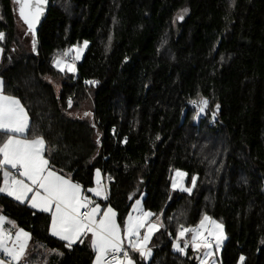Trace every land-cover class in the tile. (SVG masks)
<instances>
[{
    "label": "trees",
    "instance_id": "16d2710c",
    "mask_svg": "<svg viewBox=\"0 0 264 264\" xmlns=\"http://www.w3.org/2000/svg\"><path fill=\"white\" fill-rule=\"evenodd\" d=\"M17 8L0 0L4 92L26 108L27 138L45 139L51 166L87 193L100 169L120 223L144 192L163 227L136 264H200L173 242L179 225L205 214L225 229L220 264H264V0H48L35 50L28 28L30 48L18 32ZM83 41L74 73L53 66ZM176 170L188 186L197 177L191 193L171 192ZM0 205L31 233L33 259L44 246L62 251L57 264H93L86 241L69 249L51 235L49 214L6 194Z\"/></svg>",
    "mask_w": 264,
    "mask_h": 264
},
{
    "label": "snow or ice",
    "instance_id": "6c2138e0",
    "mask_svg": "<svg viewBox=\"0 0 264 264\" xmlns=\"http://www.w3.org/2000/svg\"><path fill=\"white\" fill-rule=\"evenodd\" d=\"M19 5V15L26 23L33 36V50L36 45V25L44 12L47 0H16ZM186 11V10H184ZM183 19V15H180ZM5 37L0 32V41ZM88 41L82 47L73 46L65 50L63 55H57L52 63L59 71H76L75 61L80 59ZM3 49L0 48V54ZM75 53L72 62L66 57ZM87 84H96L97 81H85ZM199 112L204 113L208 100L193 101ZM71 106V99H69ZM219 109V105L216 106ZM215 112H213V118ZM29 127V116L21 101L4 94V81L0 78V134L5 139L0 142V194H6L19 203H27L31 208L50 214L51 235L64 241L66 247L71 249L77 242L83 243L85 238L90 240V247L95 254L93 264H136L131 253H138L143 259L151 256L152 250L148 243L154 232L162 224L152 221L159 217L155 213L145 211L141 200H136L133 210L124 221L123 228L117 222V212L109 205L102 210L100 204L94 205L93 200L84 194L79 183L52 170L50 162L45 158L46 141L42 136L33 139L21 138ZM126 139V138H125ZM159 139V137H157ZM9 168L12 171H9ZM181 178L186 173L177 170ZM96 187L87 189L97 197L108 199L107 188L101 185L100 170H96ZM196 176H192V186L196 185ZM172 187L191 193V187H184L173 179ZM10 228H5V224ZM144 230L143 234L141 230ZM224 226L212 217L205 214L194 227L179 225L173 248L182 254L191 246L194 252L204 250V259L200 264H210L209 258L214 257V248L218 250L225 239ZM14 230V231H13ZM191 234V239L186 235ZM31 233L18 228L15 221L0 214V252L8 260L0 259V264H23L27 254ZM183 245V246H181ZM199 259V257H197ZM241 264L244 257H240Z\"/></svg>",
    "mask_w": 264,
    "mask_h": 264
},
{
    "label": "rangeland",
    "instance_id": "374dc122",
    "mask_svg": "<svg viewBox=\"0 0 264 264\" xmlns=\"http://www.w3.org/2000/svg\"><path fill=\"white\" fill-rule=\"evenodd\" d=\"M184 10H186V11H184ZM188 14V10L187 9H182V10H180V11H178L176 14H175V17H174V21H173V23H174V26H175V28L176 27H178V21H182V19H180L179 17H180V15H183V18L186 16ZM17 29H18V32H19V34L22 36V35H24V42H25V46L27 47V48H30V36L27 34V27H26V24L23 22V20L21 19V18H19L18 17V20H17ZM84 42V41H83ZM83 42H81V43H79V44H77V45H75V46H77V47H82L83 46ZM88 44H89V42H88ZM73 47V46H72ZM71 47V48H72ZM88 47V46H87ZM86 47V48H87ZM1 48V47H0ZM86 48H84V50H83V52L81 53V55H80V59L79 60H77V61H75V67H76V64L82 59V57H83V55H84V53H85V50H86ZM75 55V53H71V54H69V58L70 57H73ZM57 56V55H56ZM55 56V57H56ZM54 57V58H55ZM1 59H2V54H0V62H1ZM54 66V65H53ZM55 67V66H54ZM57 69V68H56ZM61 72V71H60ZM62 73H72V72H67V71H64V72H62ZM48 80L49 81H51V82H54L55 84H56V86L59 88L60 87V83L57 81V79H53L51 76H49L48 77ZM97 170V169H96ZM100 170V169H99ZM74 180V179H73ZM96 180H97V177H96V171H95V177H94V185L92 186V187H90V188H93V187H96L97 186V184H96ZM176 180V179H175ZM177 181V180H176ZM100 182H101V185L102 186H105L106 187V184H105V182H104V178H103V174H102V172L100 171ZM178 183V182H177ZM81 185V184H80ZM82 186V189L84 190V188H83V185H81ZM183 186L184 187H186V188H188V187H191L192 188V186H188L186 183L184 184V182H183ZM171 192H182V190H180V188H171ZM84 193L86 194V195H90V194H92L91 192H89V193H86L85 192V190H84ZM144 196H145V194H144V192H142L138 197H136L135 199H134V201H133V203H132V206H131V210H130V212L129 213H131V214H137L134 210H133V205H135V203H136V200H141V205L143 206V208H144V210L145 211H147L146 209H145V207H144V202H143V199H144ZM0 207H1V205H0ZM129 215V214H128ZM159 217V220H153V222H157V223H159L160 222V224L162 223V226H163V222L161 221V217L160 216H158ZM202 219V218H201ZM200 219V220H201ZM213 219H215V218H213ZM216 221H218V222H220V223H222L221 221H219V220H217V219H215ZM199 223V222H198ZM223 224V223H222ZM224 230V234H225V239L223 240V242H222V244H221V246H220V248L218 249V250H216L215 248H214V253H215V255H214V257H210L209 258V261H210V264H220L219 263V260H218V255H219V252H220V250H221V248H222V246H223V244H224V242H225V240H226V233H225V229H223ZM28 232V231H27ZM186 239H188V240H190L191 239V234H187L186 235V237H185ZM174 241H175V239H174ZM174 243V242H173ZM35 243L33 242L31 245H34ZM181 246H183V245H181ZM189 248H191V246H189ZM188 248V249H189ZM40 249H41V251H40V256H39V258H38V260L39 261H41L42 260V258H44V257H46V259L49 261V260H51V258H52V256H54L55 254L57 255V254H62V251L60 250V249H56V248H50V247H44V246H42V247H40ZM174 249V248H173ZM46 250H48V251H46ZM175 251H177L176 249H174ZM187 251V250H186ZM178 252V251H177ZM180 253V252H179ZM204 250L203 249H201V250H199V251H197L196 252V257H198L199 255V262L201 261V260H203L204 259ZM202 255V256H201ZM6 257V256H5ZM7 258V257H6ZM146 261H148L149 260V258H147V259H145ZM40 264H43V263H41V262H39ZM48 263V262H47ZM238 264H241V261L239 260V262H238Z\"/></svg>",
    "mask_w": 264,
    "mask_h": 264
},
{
    "label": "crops",
    "instance_id": "0c3cea01",
    "mask_svg": "<svg viewBox=\"0 0 264 264\" xmlns=\"http://www.w3.org/2000/svg\"><path fill=\"white\" fill-rule=\"evenodd\" d=\"M1 78V77H0ZM4 94L5 95H8V94H6L5 92H4ZM8 96H13V95H8ZM15 97V96H14ZM17 98V97H16ZM25 108V107H24ZM25 110H26V108H25ZM27 111V110H26ZM28 113V112H27ZM28 116H29V114H28ZM29 126H30V117H29ZM28 129H29V127H28ZM27 132H28V130L26 131V134L24 135V136H22L21 138H26V139H33V138H27ZM44 156H45V158L46 159H48V157L46 156V147H45V152H44ZM49 160V159H48ZM51 165V164H50ZM52 167V170L53 171H56L58 174H60V175H64V176H68V177H70L72 180H73V178H72V175L70 174V173H65V172H62V171H60V170H58V169H56V168H54L53 166H51ZM9 171H12V169L11 168H9ZM181 172H184L183 170H180ZM176 172H177V170L176 171H174V173H173V176H172V183H173V179H176L177 180V182L178 183H183L184 182V184L186 183V180H187V173L186 172H184V173H186V175L183 177V179H182V181H181V178L179 177V176H177V174H176ZM104 178V177H103ZM0 180H1V183H2V172H0ZM73 182H76V183H79V182H77V181H75V180H73ZM105 182V181H104ZM80 184V183H79ZM106 188H107V186H106ZM87 193V192H86ZM85 194V193H84ZM90 194V193H89ZM86 195V194H85ZM107 196H108V191H107ZM89 197L93 200V202H94V205L96 204V203H98V204H100V206H101V209L102 210H104V209H106L108 206H109V204H106L105 203V201L106 200H104L103 199V197H97V196H95L93 193L92 194H90L89 195ZM112 207V206H111ZM143 207V206H142ZM145 207V206H144ZM113 208V207H112ZM114 209V208H113ZM146 209V208H145ZM34 210H37V211H40V210H38V209H34ZM115 210V209H114ZM147 210V209H146ZM116 211V210H115ZM147 211H149V210H147ZM40 212H42V211H40ZM46 213V212H45ZM0 214H2V215H4V216H6V217H8L4 212H3V210H2V208L0 207ZM47 214H49V213H47ZM129 214V213H128ZM50 215V214H49ZM132 215H135V214H132ZM128 216V215H127ZM161 217V216H160ZM9 218V220L10 221H14L13 219H11L10 217H8ZM51 218V217H50ZM127 218V217H126ZM156 218L155 217H153L152 218V221L153 220H155ZM126 220V219H125ZM161 221H162V219H161ZM117 222L119 223V224H121V227L123 228V225H124V223H120L119 222V220H118V216H117ZM16 223V222H15ZM157 223V222H156ZM160 223V222H159ZM162 224V223H161ZM16 225H17V227L18 228H22V227H20L17 223H16ZM11 226L9 225V224H5V228H10ZM163 227V226H162ZM162 227H160L159 228V230L160 229H162ZM24 229V228H23ZM158 230V231H159ZM14 231V230H13ZM25 231H27V230H25ZM142 231V234H143V232H144V230L142 229L141 230ZM158 231H156V232H154L153 233V235H152V237H151V240L149 241V243H148V247H150L151 248V250H152V253H153V250H154V246L152 245V239H153V237H154V235L158 232ZM29 232V231H28ZM84 241H86L89 245H90V240L88 239V238H85L84 239ZM64 242V241H63ZM33 243V238H32V236H31V239H30V241H29V243H28V249H27V254H26V257H25V259H24V261H23V264H40L39 262H41V263H43V264H57L58 263V261H59V259L62 257V254H55L54 256H52V258H51V260H47L46 259V257H44V258H42V260L41 261H39L38 259H33V257H32V255H33V251H34V245H31ZM65 243V242H64ZM46 251H48V250H46ZM131 255H132V258L136 261V259L138 258V259H142L143 261H146L145 259H143V258H141L140 256H139V254L138 253H131ZM151 256H152V254H151ZM150 256V257H151ZM202 256V255H201ZM150 257H148V258H150ZM0 259H4V260H8L9 258L7 257H5V255L2 253V252H0ZM94 260H95V254H94ZM94 260H93V262H94ZM48 262V263H47Z\"/></svg>",
    "mask_w": 264,
    "mask_h": 264
},
{
    "label": "water",
    "instance_id": "95a60500",
    "mask_svg": "<svg viewBox=\"0 0 264 264\" xmlns=\"http://www.w3.org/2000/svg\"><path fill=\"white\" fill-rule=\"evenodd\" d=\"M47 6H48V0H47V3H46V5H45V9H44V12H43V14H42V16H41V18H40V22L36 25V33H35V38H36V44H37V42H38V39H37V34H38V30H39V27H40V24H41V22H42V19H43V17H44V14H45V12H46V9H47ZM17 10H18V13H19V5H18V8H17ZM20 16V15H19ZM21 18V17H20ZM22 19V18H21ZM23 20V19H22ZM24 22V21H23ZM25 23V22H24ZM26 24V23H25ZM27 26V25H26ZM28 28V27H27ZM35 47H36V45H35ZM203 99V98H202ZM219 111V109H217L216 108V112H218ZM200 256V255H199ZM198 256V257H199Z\"/></svg>",
    "mask_w": 264,
    "mask_h": 264
},
{
    "label": "built area",
    "instance_id": "2783aa9c",
    "mask_svg": "<svg viewBox=\"0 0 264 264\" xmlns=\"http://www.w3.org/2000/svg\"><path fill=\"white\" fill-rule=\"evenodd\" d=\"M66 59H68L69 62H72V57H70V58L69 57H66ZM193 106L197 107V105L194 104V103H193ZM198 112H199V110H198Z\"/></svg>",
    "mask_w": 264,
    "mask_h": 264
}]
</instances>
